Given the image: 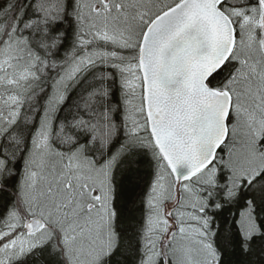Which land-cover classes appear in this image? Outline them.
<instances>
[{
    "label": "snow or ice",
    "instance_id": "snow-or-ice-1",
    "mask_svg": "<svg viewBox=\"0 0 264 264\" xmlns=\"http://www.w3.org/2000/svg\"><path fill=\"white\" fill-rule=\"evenodd\" d=\"M0 264H264V0H0Z\"/></svg>",
    "mask_w": 264,
    "mask_h": 264
}]
</instances>
